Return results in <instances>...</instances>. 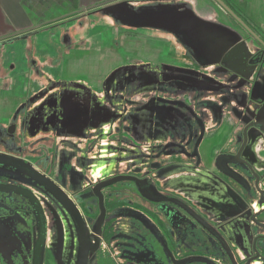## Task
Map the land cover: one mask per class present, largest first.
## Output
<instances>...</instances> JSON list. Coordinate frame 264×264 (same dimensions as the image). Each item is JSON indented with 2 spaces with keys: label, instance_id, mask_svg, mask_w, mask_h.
<instances>
[{
  "label": "rangeland",
  "instance_id": "374dc122",
  "mask_svg": "<svg viewBox=\"0 0 264 264\" xmlns=\"http://www.w3.org/2000/svg\"><path fill=\"white\" fill-rule=\"evenodd\" d=\"M141 1L146 7L123 4L0 41V153L25 160L55 182L81 211L91 236L100 216L92 195L97 184L123 175L148 182L146 188L125 182L103 190L107 217L102 246L88 264H172L169 255L195 258L193 264H232L208 232L193 234L184 243L174 231L181 218L168 215L161 210L165 204L155 200L175 197L201 212L194 206L206 202L199 186L194 189L199 196L183 185L173 187L178 179L182 184L200 182L206 177L199 175L200 169L215 176L221 158L237 153L253 111L264 113V88L253 98L264 87V64L247 73L233 55L234 66L225 62L220 67L227 70L224 77L207 68L209 49L193 36L202 26L198 22L221 24L215 13L199 18V6H207V0ZM187 15L196 25L189 33L183 28ZM239 18L256 25L252 18ZM222 25L234 32L236 50L247 55L246 66L259 61L262 45L227 17ZM237 74L246 75L247 82ZM80 103L87 123L77 122L72 131L62 128L63 115L56 110L65 107L71 113ZM106 115L108 119H99ZM53 119L57 126H52ZM235 132L238 143L229 141L238 138ZM257 149L264 150V143ZM173 167L197 169L159 179ZM31 183L20 172L0 167V184L32 189L42 206L47 222L42 264H76L80 246L69 215ZM39 235L32 204L21 196L0 195V264H33ZM226 240L244 250H234L238 264L255 255L249 248L252 239ZM261 247L254 264H264V243Z\"/></svg>",
  "mask_w": 264,
  "mask_h": 264
},
{
  "label": "water",
  "instance_id": "95a60500",
  "mask_svg": "<svg viewBox=\"0 0 264 264\" xmlns=\"http://www.w3.org/2000/svg\"><path fill=\"white\" fill-rule=\"evenodd\" d=\"M114 1V0H113ZM220 7H222L225 11H227L230 15H232L235 19H238L239 23L249 32V34L260 44L264 47V41L247 25L245 24L243 21H241V19L231 10V8L226 5L222 0H215ZM119 6V5H117ZM114 7L113 6L111 8L108 9L112 10ZM189 17V15L186 16V18ZM191 17V16H190ZM185 24L183 25V28L185 27L186 30H190L192 28H194V24H191V22H184ZM198 26V25H197ZM199 27V26H198ZM237 40V39H235ZM213 43V42H212ZM238 42L237 41H227L226 43L221 42V46L217 47L218 52L220 53V55L222 54V58L224 55H226V57L229 58L230 62H234V59H231L233 55H235L233 58H236V61L239 62V64H242L243 68H246L245 70H247V73H250L251 71H253L256 67L261 66L262 64H264V54L260 57L259 61H256V63H252L248 66H246L247 63V55H245V53L243 51H238L236 50L237 46H235ZM207 43H205L204 45H206ZM210 46H213V44H210L209 42V49H211ZM235 46V48H234ZM226 52H228V54H225ZM226 61L224 60L223 63H225ZM232 66H230L231 68ZM237 76H241L243 78L244 82H247V76L246 75H242V74H237ZM194 85L199 86V87H206V88H210V89H214V90H218L220 88L218 87H209L207 84H203L200 82H195L193 81ZM249 113V112H248ZM255 116H259L261 113V111H253L252 115L254 117ZM250 123V122H249ZM247 124V126L243 129V143L241 144V146L238 148L237 153H239L242 149L244 150L245 155L247 154L246 152H248L249 150H251L252 152L254 150H259L262 151V155L264 154V150H260L257 149V145L258 143L262 142L264 143V132H262L261 130H264V127H257V124ZM264 124V122H262ZM251 129H255L260 133V136H253V131H251ZM262 140V141H261ZM256 155V153H254ZM249 155V154H247ZM246 155V156H247ZM257 157V155H256ZM262 158V157H261ZM258 159V157H257ZM222 160V158H221ZM260 160V159H258ZM263 159L260 160V164L264 163L262 161ZM235 165V163H232ZM230 163H225L223 164L224 166H228L227 168L230 169ZM251 166V164H249ZM263 165V164H262ZM221 161L217 163V165L215 166L216 170L218 171V169H222L221 167ZM0 167H5V168H9L15 171L20 172L21 174H23L27 180H30L35 186H37L38 188H40L43 192L49 194L56 202L57 204H59L64 211L69 215L72 224H73V228L76 232L77 238H78V242H79V254H78V260L76 264H88L89 260H90V256L92 253H96L101 249L102 246V236H103V228H104V223L107 217V209H106V205H105V196L103 194V190L107 187H111L120 183H125V182H129V183H133L136 185H139L142 188H146L148 187V182L147 181H143L138 179L137 177L134 176H129V175H123V176H119L116 178H113L111 180L108 181H103L99 184H97L92 192L93 197H95L96 199H98L99 202V209H100V216L98 219V222L95 226V231H94V236H91V234L88 232V229L86 227V222L83 218V215L81 213V211L79 210V208L77 207V205L73 202V200L55 183L53 182L51 179H49L48 177H46L45 175H43L42 173H40L38 170H36L31 164H29L28 162H26L25 160H22L20 158H15L6 154H1L0 153ZM240 167V166H238ZM263 167V166H262ZM241 168L248 174V172L251 170V168L248 166L247 169L243 166H241ZM197 168H190L187 167L186 168H182V167H173L170 169H167L165 171L161 172V179H164L166 176L171 177L173 175H177V174H181L184 171H194L196 172ZM232 169V168H231ZM261 169L259 168V171ZM223 170H221L222 172ZM204 174H211L209 171H205V169H200V171L198 172L199 175H201V173ZM224 173L229 174L231 177H233L234 179L238 180V182L242 181L244 182V178L238 174V173H229L227 171H225ZM166 175V176H165ZM202 178V177H201ZM182 179H178L175 183V187H173V190L176 189H181L182 185L184 186V184H182ZM219 182L222 184V186H224V188L226 190L232 189L233 192H235V190L232 188V186L224 180H219ZM31 183V184H32ZM0 195H14V196H21L25 199H27L33 206V208L36 211L37 214V218H38V222L40 225V235H39V239L36 241L35 243V249H34V264H42V259H43V252H44V248L46 245V239H47V222L44 216V212L42 209V206L38 200V198L35 196L34 191L28 187H25L23 185H17V184H0ZM238 196H241L239 194H236ZM242 198V197H241ZM156 204L160 205V204H165L161 206V210L166 209V213L168 215H172V216H179V218H181V222H179V224L174 226V231L177 232V234L179 235V238L183 239L184 243H187V245L189 244V242L192 239L193 234L196 233H201V232H208L210 234V236L216 238L224 247V249L221 250H225L231 257L232 259V264H238V262L236 261V259L234 258V252H231V246L229 245L228 241L226 240V238H231L228 237V234L231 230H234L235 227H233L232 223H229L227 226L222 225L221 223L224 221L222 219V217L220 216L219 218V214L218 212H216L214 209H207L206 206L204 205V202L202 203H196L194 206L198 207L202 212L197 213L196 209L193 207V205L191 204H186L184 201H181L180 199H177L175 197H166L164 199H160L157 198L155 200ZM205 207V211H203ZM243 218V220L245 219V216L241 217ZM191 220H195L198 224L193 225L189 222V223H185V221H191ZM217 222L216 225H212L211 222ZM240 223V222H239ZM244 223V222H242ZM204 230V231H203ZM221 231L223 233H226L227 236H222L221 235ZM252 238V237H250ZM238 249V248H237ZM256 249L257 252V256L256 257H251L248 260L247 264H252L255 261H258V259L261 258V254L258 252V249ZM248 250V249H247ZM245 249V252L247 251ZM239 253H243L244 250H239ZM249 251V250H248ZM169 259L170 262L172 264H193L195 262H197V260L195 258H188V259H176V257L174 255H169Z\"/></svg>",
  "mask_w": 264,
  "mask_h": 264
},
{
  "label": "flooded vegetation",
  "instance_id": "af4514ba",
  "mask_svg": "<svg viewBox=\"0 0 264 264\" xmlns=\"http://www.w3.org/2000/svg\"><path fill=\"white\" fill-rule=\"evenodd\" d=\"M225 12L228 15H230L227 11ZM230 16L234 18L232 15ZM236 22L238 21L236 20ZM242 28L245 29L243 26ZM196 41H200V42L202 41L201 43H203V41H210V44H213L212 42H214V39L207 37H198ZM228 41H232V40L228 39ZM201 55L204 56L205 52L201 51ZM206 55L211 60H216V61L220 60L221 64H223L224 60L227 63H230L229 59L225 58L224 56L223 58L221 57L222 54L220 55L217 48L216 50L214 48H211V51L206 53ZM207 57L205 56V61L208 60ZM231 65L234 66L233 62L231 63ZM263 88L264 87L257 88V90ZM259 97H260V90L254 92L253 98L256 99ZM62 103H64L63 104L64 106L65 102L63 101ZM50 104L55 105L54 101H52ZM83 105L80 103L79 106L76 107L74 111L71 113H69L70 110H68L65 107H59V109L56 110V112H59L63 115V120H60L62 128L65 127L68 128L70 131H72V128H75L74 125L77 122L82 121V124L87 123L86 120L84 119V115L87 111H83L84 110L83 107L85 106ZM262 122H264V113L260 114L257 117L254 114V117L249 124L258 123L256 128L258 127L263 128L264 124ZM52 123H53L52 126L55 125L57 126L59 122L53 119ZM42 128L44 129L45 127L41 125V129ZM251 131H253L252 133L253 136L256 135L260 136V133L257 130L251 129ZM41 139L42 137L40 138V140ZM246 153L249 155L246 154L247 155L246 156L244 150L242 149L239 153H235V155L232 157L230 156L222 157L221 160L222 166H219L222 169L219 168L218 171L215 170L216 172L215 176L209 171L211 174H206V177H203L200 180V192L202 195L206 196V198L205 197L203 198L206 201L204 202L206 208L214 209L216 212H218L219 218L221 216L222 219L224 220L221 224L227 226L229 223H232L233 227H235L234 230H231L229 232L228 237H242V238L252 237L250 238L252 240L249 242L250 243L249 248L251 250V253L255 254L253 257H256L257 252L255 248H257L258 252L260 253L261 252L260 249L262 248L261 243H264V163L260 164L261 159H263L262 161L264 162V154L262 155V151L259 150H254L253 152L249 150ZM254 153H256L258 159L260 160L257 159ZM225 163L231 164L230 169L227 168L228 166L223 167V164ZM232 163H235V165ZM249 164H251V166ZM241 166L245 167L246 169L249 166L251 170L247 174L241 168ZM259 168L261 169L260 171ZM221 170L223 171L221 172ZM225 171L229 173L240 174L245 179L244 182L243 180L241 182L240 181L238 182V180L234 179L229 174L224 173ZM219 180L227 181L235 190V192H233L232 189L226 190L224 186H222V184L219 182ZM236 194H239L241 196H238ZM243 216H245L244 220L243 218H241ZM221 235L224 237L227 236L226 233H223L222 231H221ZM230 248L232 253L234 252V250H237L236 248L233 247ZM259 260L260 259H258V261ZM258 261H255L252 264Z\"/></svg>",
  "mask_w": 264,
  "mask_h": 264
},
{
  "label": "crops",
  "instance_id": "0c3cea01",
  "mask_svg": "<svg viewBox=\"0 0 264 264\" xmlns=\"http://www.w3.org/2000/svg\"><path fill=\"white\" fill-rule=\"evenodd\" d=\"M146 1H150V0H146ZM155 1H160V2L172 1L176 3L179 2L180 0H155ZM222 1L226 5H228L238 17H241L242 19L252 18L256 22V25L253 24L254 26H251L249 23H247L248 26L264 41V33L262 30L264 28V0H222ZM138 3H140L139 7L140 6L146 7L145 3H143V1L141 0H114V1L113 0H0V41H13L16 39V37L18 38L23 35L25 36V33L27 32L42 29V27H44L45 25L58 26L62 22V20L71 19L73 16L76 15L81 16L78 17L80 19L87 15L89 16L103 12L108 13V9L113 6H117V5L121 6L123 4H128V6L135 7L134 4H138ZM206 3H207V6L205 5L206 7L199 6L200 9L199 18H203L204 15L210 18V15H213V13H215L218 15L215 21L221 23L220 25H212L210 23L198 22L204 25V28L206 27V29L215 28L219 26L218 29H214V33L212 32L210 36L211 38L214 39L213 42L214 45L211 46V48H214L216 50L217 47L221 46V42L222 44L226 43L228 39H231L232 41H237L235 40L236 37L234 32H232L233 35L230 34L231 32L229 33V31L223 27L224 25H222V23H224V20L227 17L228 20L237 23V26L239 27L242 26L238 22H236L234 18L228 15L215 0H207ZM218 10L220 11V13L218 12ZM250 13H254L255 16L251 15ZM110 19L111 16L109 15V20ZM191 20L194 19L191 18L190 16L186 18L187 23L191 22V24H194V22ZM195 22L197 23V21ZM171 23L172 22H170L168 25H170ZM257 24L260 25V27ZM12 35H16V36L12 37V39L9 40H2ZM201 51L204 52L203 49H201ZM207 58L208 60L206 61L208 62V66H207L208 69H212L214 71L219 72L220 76H223V72H227V70L221 71L223 70L221 69L223 67L221 66L222 64L220 60H218L217 62H211V59L209 57ZM237 78H239V76ZM259 85L260 84L256 82V85H254V87L256 88ZM89 114L91 113L89 112ZM105 117H107L106 119L109 118V116L106 115L104 117L100 116L99 119L100 118L104 119ZM70 134H75V133L72 132ZM235 135H238V133L235 132ZM234 140L235 139H231L229 141L238 143V141L240 140V134L238 135V138L235 141ZM183 184L185 185L183 186L185 189L193 190V191L194 189H196L197 186L200 187V182L195 183L193 181H187L186 183ZM189 185H191V187ZM194 193L197 194L196 191H194ZM199 193L201 192L199 191ZM194 204H196V202ZM203 211H205V209H203Z\"/></svg>",
  "mask_w": 264,
  "mask_h": 264
},
{
  "label": "trees",
  "instance_id": "16d2710c",
  "mask_svg": "<svg viewBox=\"0 0 264 264\" xmlns=\"http://www.w3.org/2000/svg\"><path fill=\"white\" fill-rule=\"evenodd\" d=\"M202 26H204V25H202ZM201 26V27H202ZM198 27V30H196L194 33H193V36H196L197 38L198 37H207V38H211L210 36H211V34H212V32H213V30L214 29H211V30H208V29H206V27H205V30H206V32H203V30H204V27ZM197 29V28H196ZM198 31V33H199V35H197V32ZM188 33H189V31H188ZM211 41V40H210ZM210 41H203V43H201L202 44V46L204 47V45L203 44H205V43H207L206 45H205V47L206 48H208L209 49V42ZM202 42V41H201ZM211 47V46H210ZM209 50H211V49H209ZM212 62H217L216 60H211Z\"/></svg>",
  "mask_w": 264,
  "mask_h": 264
}]
</instances>
